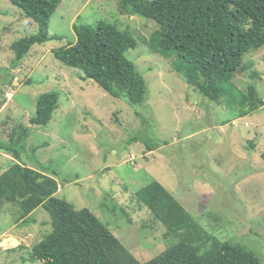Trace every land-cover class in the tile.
Wrapping results in <instances>:
<instances>
[{
  "label": "rangeland",
  "instance_id": "374dc122",
  "mask_svg": "<svg viewBox=\"0 0 264 264\" xmlns=\"http://www.w3.org/2000/svg\"><path fill=\"white\" fill-rule=\"evenodd\" d=\"M99 21L135 35L137 47L129 59L147 87L139 106L83 81L80 71L53 56L54 49L76 41L74 25ZM146 21L122 13L118 0H62L48 25L49 35L61 40L33 46L13 65L10 45L38 33V25L0 0V140L7 141L19 125L28 128L20 163L46 169L58 183L56 197L92 212L140 263L173 239L136 203L134 193L153 179L197 222L209 227L202 217L215 220V236L245 246L264 264V106L236 118L238 107L203 97L141 42L155 26ZM244 62L251 67L236 74L232 84L245 94L254 85L264 100V46L246 54ZM251 72L258 76L251 78ZM47 92L59 95L58 108L48 124L32 126L36 101ZM146 140L153 151H145ZM12 162L0 152V175ZM14 212L9 204L0 208V264H41L28 257L51 231L48 214L38 208L34 223L22 227L14 223Z\"/></svg>",
  "mask_w": 264,
  "mask_h": 264
},
{
  "label": "trees",
  "instance_id": "16d2710c",
  "mask_svg": "<svg viewBox=\"0 0 264 264\" xmlns=\"http://www.w3.org/2000/svg\"><path fill=\"white\" fill-rule=\"evenodd\" d=\"M6 1L38 25V33L10 45L13 65L20 63L33 46L61 40L49 35L48 25L62 0ZM118 5L124 14L152 21L153 31L148 38L141 36V42L165 58L203 97L224 107H238L236 118L248 116L264 106L254 85H249L245 94L232 84L236 74L251 67L250 62H244L245 55L264 46V0H118ZM73 30L76 41L54 49V58L63 66L80 71L83 81L95 82L110 96L125 97L133 106L144 103L146 83L129 59V51L137 47L135 35L128 28L104 21L94 26L74 25ZM256 76V72H251V78ZM58 101L56 92L41 94L30 124H48ZM29 135V129L19 125L7 141L0 140V152L11 155L14 161L0 175V208L3 204L11 205L15 209L13 221L22 227L34 223L33 213L38 208L49 216L51 231L32 247L28 261L261 264L256 254L245 246L215 236L217 223L211 217H202L208 220L209 227L202 220L197 222L172 193L153 179L137 190L134 197L139 208L148 210L153 223L163 226L165 235L173 239L159 255L144 263L138 262L108 225L92 212L85 208L76 210L71 203L56 197L58 183L45 174L46 169L20 163ZM145 145L146 152L153 151L150 141L146 140ZM249 148L254 145L251 143ZM51 175L56 176L55 172ZM199 214L203 215V210Z\"/></svg>",
  "mask_w": 264,
  "mask_h": 264
},
{
  "label": "clouds",
  "instance_id": "9594fccd",
  "mask_svg": "<svg viewBox=\"0 0 264 264\" xmlns=\"http://www.w3.org/2000/svg\"><path fill=\"white\" fill-rule=\"evenodd\" d=\"M59 187V186H58Z\"/></svg>",
  "mask_w": 264,
  "mask_h": 264
}]
</instances>
